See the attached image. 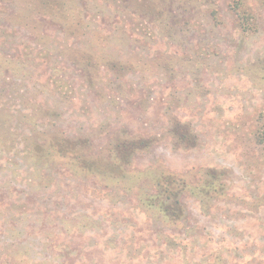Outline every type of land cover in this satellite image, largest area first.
Listing matches in <instances>:
<instances>
[{"label": "rangeland", "instance_id": "rangeland-1", "mask_svg": "<svg viewBox=\"0 0 264 264\" xmlns=\"http://www.w3.org/2000/svg\"><path fill=\"white\" fill-rule=\"evenodd\" d=\"M263 127L264 0H0V264H264Z\"/></svg>", "mask_w": 264, "mask_h": 264}, {"label": "trees", "instance_id": "trees-1", "mask_svg": "<svg viewBox=\"0 0 264 264\" xmlns=\"http://www.w3.org/2000/svg\"><path fill=\"white\" fill-rule=\"evenodd\" d=\"M111 64H112V71H113V67L114 66H116L115 65V63L114 62H111ZM257 141L259 142V143H261V144H263L264 143V127L263 128H261L260 130H259V132L257 133ZM163 176H165V177H168V178H174L175 177V175H173V174H164ZM181 180V179H180ZM182 181L184 182V183H186L185 181H184V179H182ZM187 184V183H186ZM178 202V204H179V201H177ZM177 202H176V204H177ZM176 214H178V213H175V215H173L174 217H173V219H180V217L179 216H177ZM176 221V223H178L179 221H177V220H175ZM138 232V231H137ZM14 253V252H13ZM21 253H14V256H18V257H14V256H10L12 259L13 258H17V259H19V255H20ZM20 258L22 259V258H24L23 257V255H20ZM25 261H27L26 259H22L20 262L22 263H24ZM22 263V264H23Z\"/></svg>", "mask_w": 264, "mask_h": 264}]
</instances>
